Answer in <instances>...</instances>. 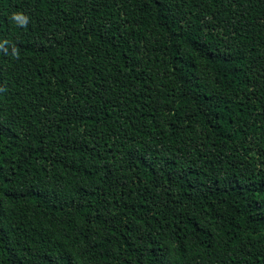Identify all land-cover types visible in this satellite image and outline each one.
Segmentation results:
<instances>
[{"label":"trees","instance_id":"obj_1","mask_svg":"<svg viewBox=\"0 0 264 264\" xmlns=\"http://www.w3.org/2000/svg\"><path fill=\"white\" fill-rule=\"evenodd\" d=\"M0 264H264V0H0Z\"/></svg>","mask_w":264,"mask_h":264}]
</instances>
